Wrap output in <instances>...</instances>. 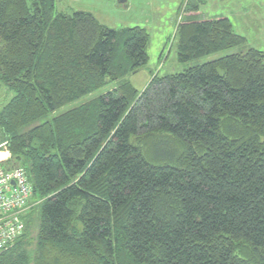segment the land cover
Returning <instances> with one entry per match:
<instances>
[{"label":"trees","instance_id":"trees-1","mask_svg":"<svg viewBox=\"0 0 264 264\" xmlns=\"http://www.w3.org/2000/svg\"><path fill=\"white\" fill-rule=\"evenodd\" d=\"M179 15L181 64L247 45L194 0ZM149 41L55 0H0V85L15 94L0 136L36 202L0 264H264V52L154 76L140 93L123 80L148 65Z\"/></svg>","mask_w":264,"mask_h":264},{"label":"rangeland","instance_id":"rangeland-1","mask_svg":"<svg viewBox=\"0 0 264 264\" xmlns=\"http://www.w3.org/2000/svg\"><path fill=\"white\" fill-rule=\"evenodd\" d=\"M56 12L73 16L77 12H87L104 26L118 32L141 27L150 36L148 45L149 63L138 74L123 80L129 82L140 93L145 90L154 76L180 74L188 69L215 61L239 50L256 49L264 52V0H206L201 8L204 19L228 18L235 33L247 40V45L229 52L216 54L187 64L178 62L176 29L179 23V9L187 0H127L121 5L118 0H55ZM181 4V5H180ZM119 83H112L92 95L72 103L54 114L48 115L40 123L52 120L67 111L86 105L99 96L117 88ZM13 91L0 85V107L13 97ZM34 200L30 205H35ZM32 238L37 229L32 230Z\"/></svg>","mask_w":264,"mask_h":264},{"label":"built area","instance_id":"built-area-1","mask_svg":"<svg viewBox=\"0 0 264 264\" xmlns=\"http://www.w3.org/2000/svg\"><path fill=\"white\" fill-rule=\"evenodd\" d=\"M11 154L0 136V257L24 234L23 216L30 208L33 187L26 170H8Z\"/></svg>","mask_w":264,"mask_h":264},{"label":"crops","instance_id":"crops-1","mask_svg":"<svg viewBox=\"0 0 264 264\" xmlns=\"http://www.w3.org/2000/svg\"><path fill=\"white\" fill-rule=\"evenodd\" d=\"M181 1H183V0H181ZM188 1V0H187ZM186 1V2H187ZM195 2H197L200 6H201V8L202 7H204L205 5H206V0H194ZM185 2V3H186ZM181 5V4H180ZM182 6V5H181ZM94 16V15H93ZM95 17V16H94Z\"/></svg>","mask_w":264,"mask_h":264},{"label":"water","instance_id":"water-1","mask_svg":"<svg viewBox=\"0 0 264 264\" xmlns=\"http://www.w3.org/2000/svg\"><path fill=\"white\" fill-rule=\"evenodd\" d=\"M118 3L121 4V5H124L127 3V0H118Z\"/></svg>","mask_w":264,"mask_h":264}]
</instances>
